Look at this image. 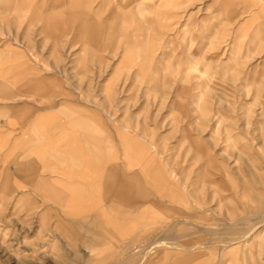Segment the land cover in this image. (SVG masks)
<instances>
[{
    "label": "rangeland",
    "instance_id": "374dc122",
    "mask_svg": "<svg viewBox=\"0 0 264 264\" xmlns=\"http://www.w3.org/2000/svg\"><path fill=\"white\" fill-rule=\"evenodd\" d=\"M42 1L54 0L33 3ZM256 2L136 0L124 7L128 0H112L109 12L137 11L142 3L155 19L142 26L146 49L162 61L163 79L155 85L137 74L138 58L126 57L123 41L86 51L73 31L55 38L31 17V7L6 9L0 0V51L17 53L0 56V81L8 76L11 89L9 97L0 92V264H93L96 256L84 230L59 226L63 208L36 191L30 179L37 176L22 174L24 165H45L44 151L77 143L69 119L41 116L61 100L101 111L86 116L123 169H141L123 138L136 137L174 171L183 191L182 202H174L146 185L167 222L134 233L151 230V243L137 248L130 263L117 252L122 242L110 236L100 244L115 255L104 264H174L190 253L199 264H211L212 256L215 264H264V34L256 33L262 20ZM157 10L168 12L163 23L156 22ZM24 57L58 78L57 87L38 92L14 79ZM113 213L124 221L141 218ZM132 237L124 236L128 243Z\"/></svg>",
    "mask_w": 264,
    "mask_h": 264
},
{
    "label": "crops",
    "instance_id": "0c3cea01",
    "mask_svg": "<svg viewBox=\"0 0 264 264\" xmlns=\"http://www.w3.org/2000/svg\"><path fill=\"white\" fill-rule=\"evenodd\" d=\"M135 1L128 0V4L122 6L128 7ZM111 3L112 0H54L47 5L44 1L33 3V0H4V7L7 9L13 6L21 10H28L31 7V17L42 21L43 30L47 34L56 38L65 32L73 31L76 40L83 44L86 51L91 49L96 52L117 41H123L126 57L138 58L137 74L147 75L153 84H160L163 79L159 71L162 61L146 49L144 45L146 37L142 28L155 19L148 15L145 4L140 3L137 11L122 13L109 12ZM253 5L259 7L262 18L256 33L263 35L264 0H257ZM156 13L159 16L156 22L159 23H163L162 18L168 16L167 10H157ZM138 16L142 22L139 18L137 20ZM129 25L132 28H128ZM6 51L10 55H17L11 50ZM7 52L0 51V56ZM31 60L24 57L16 63L14 79L25 82L24 85L38 92L51 91L57 87L58 78L42 74L37 66L31 64ZM5 79L6 81H0V92H6V97H9L11 89L8 76ZM125 88L126 85H123L122 91ZM109 89L108 92L111 94L112 89ZM92 113L102 114L95 106L87 107L73 100H61L56 102L54 107L45 109L41 114L43 117L69 119L71 123L68 124L67 131L74 133L77 143L69 145L64 151L58 149L48 153L44 151L41 157L45 165L39 167L35 163L33 168L24 165L22 174L36 175L35 179H30L36 191L43 198L55 200L61 205L63 214L59 220L60 227H70L69 231L72 232L79 229L86 232V245L96 253L90 260L93 264H104L114 258L115 252L109 251L112 247L101 246L109 241L110 236L122 242L118 245L117 252L125 263H130L137 258V248L151 243V230L146 229L145 234L134 233L141 227H152L153 230L162 228L169 218L166 217V211H161V201L148 198L149 191L146 185L155 187L160 197H169V200L174 202L177 200L182 202L183 191L174 181L176 177L174 171L163 168L155 161L151 152L144 149L136 137L123 136L133 157L139 160L141 169L136 172L131 168L123 169L120 161L113 160L115 157L110 142L88 121L86 115ZM63 126L60 124L59 129ZM37 137L40 141L43 140L42 136ZM17 159H20L17 163H22L29 161L30 158L26 156ZM44 172L51 173V176L41 175ZM113 212L120 215L135 212L141 218L135 222H132V219L124 221L113 215ZM46 213H49V210ZM42 220L46 221V214L42 215ZM127 234L133 235L129 243L124 238ZM199 257L192 253L183 254L174 264H199ZM211 259L213 261L210 263L215 264V256Z\"/></svg>",
    "mask_w": 264,
    "mask_h": 264
},
{
    "label": "bare ground",
    "instance_id": "6f19581e",
    "mask_svg": "<svg viewBox=\"0 0 264 264\" xmlns=\"http://www.w3.org/2000/svg\"><path fill=\"white\" fill-rule=\"evenodd\" d=\"M131 182V181H130ZM125 188V187H124Z\"/></svg>",
    "mask_w": 264,
    "mask_h": 264
}]
</instances>
